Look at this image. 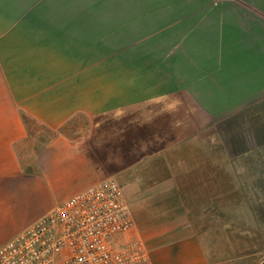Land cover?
<instances>
[{
    "label": "crops",
    "instance_id": "obj_1",
    "mask_svg": "<svg viewBox=\"0 0 264 264\" xmlns=\"http://www.w3.org/2000/svg\"><path fill=\"white\" fill-rule=\"evenodd\" d=\"M263 149L264 0H0V246L113 178L151 264H209L187 189Z\"/></svg>",
    "mask_w": 264,
    "mask_h": 264
},
{
    "label": "built area",
    "instance_id": "obj_2",
    "mask_svg": "<svg viewBox=\"0 0 264 264\" xmlns=\"http://www.w3.org/2000/svg\"><path fill=\"white\" fill-rule=\"evenodd\" d=\"M113 178L61 201L0 246V264H151Z\"/></svg>",
    "mask_w": 264,
    "mask_h": 264
},
{
    "label": "rangeland",
    "instance_id": "obj_3",
    "mask_svg": "<svg viewBox=\"0 0 264 264\" xmlns=\"http://www.w3.org/2000/svg\"><path fill=\"white\" fill-rule=\"evenodd\" d=\"M93 57L90 80L118 78L114 71L98 65ZM44 73H47L45 77H60L67 72ZM96 88L91 87V94ZM105 94L103 88L96 92L97 96ZM32 128L40 129L39 125ZM250 155L251 158L245 159L250 160V166L237 163L234 168L239 178L227 179L224 188L187 189L185 205L190 210L187 216L207 246L209 264H264V149ZM192 195L195 198L188 197Z\"/></svg>",
    "mask_w": 264,
    "mask_h": 264
}]
</instances>
